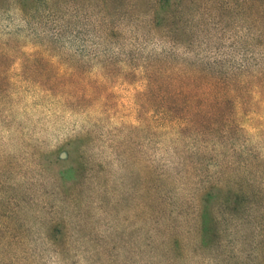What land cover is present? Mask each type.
I'll return each mask as SVG.
<instances>
[{"label":"rangeland","instance_id":"rangeland-1","mask_svg":"<svg viewBox=\"0 0 264 264\" xmlns=\"http://www.w3.org/2000/svg\"><path fill=\"white\" fill-rule=\"evenodd\" d=\"M25 1L0 0V264H264V0Z\"/></svg>","mask_w":264,"mask_h":264},{"label":"trees","instance_id":"trees-1","mask_svg":"<svg viewBox=\"0 0 264 264\" xmlns=\"http://www.w3.org/2000/svg\"><path fill=\"white\" fill-rule=\"evenodd\" d=\"M15 2L14 3H16L17 4V6L20 8V11H22V12H24V13H27L28 11H30V10H28V8H27V6H26V1L25 0H20V1H18V0H14ZM46 1V0H45ZM45 1H43V2H45ZM42 4H44L43 2H42V0L40 1ZM47 3V1L45 2V4ZM34 10V9H33ZM41 10V8H39V7H37V8H35V11H37V12H39ZM207 197H208V195H207ZM205 214H207V213H205ZM206 220L205 219H203V230H205V231H209V227L208 228H206ZM206 238H208V236H206V237H204V240H206ZM206 242V244H208V246H209V244H211V242L210 241H208V239L205 241Z\"/></svg>","mask_w":264,"mask_h":264}]
</instances>
